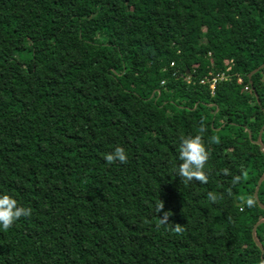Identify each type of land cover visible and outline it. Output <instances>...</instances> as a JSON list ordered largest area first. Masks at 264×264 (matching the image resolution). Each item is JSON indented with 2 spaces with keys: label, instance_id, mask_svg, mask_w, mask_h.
<instances>
[{
  "label": "trees",
  "instance_id": "obj_1",
  "mask_svg": "<svg viewBox=\"0 0 264 264\" xmlns=\"http://www.w3.org/2000/svg\"><path fill=\"white\" fill-rule=\"evenodd\" d=\"M262 64L264 0H0V195L32 210L0 264H259L239 198L264 174ZM197 134L208 181L184 184Z\"/></svg>",
  "mask_w": 264,
  "mask_h": 264
},
{
  "label": "clouds",
  "instance_id": "obj_2",
  "mask_svg": "<svg viewBox=\"0 0 264 264\" xmlns=\"http://www.w3.org/2000/svg\"><path fill=\"white\" fill-rule=\"evenodd\" d=\"M206 131L203 126V121H201V126L199 132L203 133ZM212 141L218 142V137H212ZM179 160L182 161L178 165L176 175L180 178L184 184L196 180L201 183H207L208 176L205 172V165L209 160V152L203 142V138L200 134L195 136H182L181 142L178 148ZM105 160L108 164H113L116 161L121 163H127L128 154L123 147L117 146L113 152L107 153L105 155ZM227 172V170H224ZM248 173L243 172V175L235 176L233 178V184L241 182L242 179H247ZM210 200L215 201L217 197L213 193H208ZM242 206L254 207L258 202V197L253 195H242L239 198ZM164 208V202H157L155 207V212L160 217V225H168L169 217L172 215L170 211H165L163 215H159L161 210ZM32 215L31 208H26L18 206L17 200L12 198L8 194L0 195V226H2L4 231H7L13 223L20 219L21 217H30ZM174 231L177 234L182 233L183 229L180 223H175ZM259 264H264V259H261Z\"/></svg>",
  "mask_w": 264,
  "mask_h": 264
},
{
  "label": "water",
  "instance_id": "obj_3",
  "mask_svg": "<svg viewBox=\"0 0 264 264\" xmlns=\"http://www.w3.org/2000/svg\"><path fill=\"white\" fill-rule=\"evenodd\" d=\"M264 68V64H262L260 67L256 68L254 71H252L250 74H249V79H251V77L258 73L261 69ZM255 97L258 99L259 96L258 94L255 92ZM264 132V125L262 127V129L259 131L258 135H257V139L255 141V144L259 146L260 150L263 152L264 154V146L262 145L261 143V134ZM264 182V174L262 175V177L259 179L258 183H257V186L255 188V192H254V196L258 197V193H259V189H260V186L262 185V183ZM258 205L261 207V209L264 210V205L260 202L259 198H258ZM264 223V219H261L260 221H258L255 226L253 227V231H252V235H253V239H254V242L255 244L261 249L262 251V256L264 254V247L261 245L258 237H257V234H256V231H257V228Z\"/></svg>",
  "mask_w": 264,
  "mask_h": 264
},
{
  "label": "built area",
  "instance_id": "obj_4",
  "mask_svg": "<svg viewBox=\"0 0 264 264\" xmlns=\"http://www.w3.org/2000/svg\"><path fill=\"white\" fill-rule=\"evenodd\" d=\"M231 69H232V68H229V71H230ZM219 78H220L221 80H226V79H228V77H227L226 75H223L222 77H219ZM217 81H218V79L215 78V79H214V82H213V84H212V87H213L214 89H215V85H216ZM239 82H240V83H243V79L240 78V79H239ZM246 90H247V91H250L249 86L246 87Z\"/></svg>",
  "mask_w": 264,
  "mask_h": 264
}]
</instances>
